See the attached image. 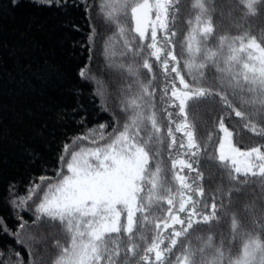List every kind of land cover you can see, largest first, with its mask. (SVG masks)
<instances>
[{
	"label": "snow or ice",
	"instance_id": "obj_1",
	"mask_svg": "<svg viewBox=\"0 0 264 264\" xmlns=\"http://www.w3.org/2000/svg\"><path fill=\"white\" fill-rule=\"evenodd\" d=\"M29 2L65 16L84 14L89 60L102 40L108 73V87L94 88L93 96L103 97L98 107L111 120L88 127L81 114V130L62 142L56 166L31 177L23 193L9 184L5 203L18 223L13 230L0 216V233L14 237L28 259L15 249L8 256L0 251V264H264V34L219 35L210 46L215 8L195 0V26L188 21L177 53L181 0ZM21 3L8 0L6 10ZM240 4L255 17L264 0ZM64 27L80 31L71 19ZM78 76L96 82L88 66ZM232 113L256 142H234L225 122ZM29 154L35 162L37 154ZM206 176L219 181L207 192ZM251 185L258 194L248 191ZM249 197L238 221L239 202ZM229 213L227 236L220 221ZM32 229L39 235L25 244L21 235Z\"/></svg>",
	"mask_w": 264,
	"mask_h": 264
},
{
	"label": "trees",
	"instance_id": "obj_2",
	"mask_svg": "<svg viewBox=\"0 0 264 264\" xmlns=\"http://www.w3.org/2000/svg\"><path fill=\"white\" fill-rule=\"evenodd\" d=\"M194 2L181 0V13L176 21L178 35L173 38L177 41V53L190 31L188 21L192 20L195 26ZM205 2L215 8L212 12L214 34L208 41L210 46L218 44L219 35L237 37L243 36L246 31L257 37L264 34V6H258L255 17H246L240 0ZM7 4L8 0H0V216L5 217L8 226L15 230L18 221L5 203L9 184H16L23 193L31 177L41 174L46 165L56 166L62 142L67 136L81 130L82 126L77 123L81 114L86 117L88 127L109 121L111 116L98 107L103 103V97L93 96L94 88L100 92L108 87V73L102 40L96 44L93 59L89 60V25L84 14L73 11L70 16H65L55 8L33 6L29 0H22L21 6L13 10H6ZM67 19L78 24L80 31L64 27ZM92 19L98 31L103 33L104 28L95 11ZM129 24L134 27L130 20ZM236 43L239 45L238 40ZM184 55H187L186 51ZM241 56L246 59V53H241ZM116 58L119 59L118 56ZM180 63L183 67V58ZM84 66L91 69L96 82L80 79L78 71ZM155 71L159 74L161 70ZM214 72L213 69L212 73L207 74L211 77ZM184 74L186 80L190 81L186 71ZM160 85H163L162 79ZM159 92L158 87V103ZM203 115L205 119H211L210 115ZM239 119L232 113L225 121L226 126L234 130V142L242 141L241 146L256 142L259 138L244 128ZM198 133L203 137L200 124ZM30 152L37 154L35 162ZM48 174L52 175L51 172ZM204 183L207 192L210 188L214 189L219 181L209 180L206 176ZM248 191L258 194L260 189L251 185ZM250 201L251 197L239 202L238 221L246 217L244 204ZM22 214L26 220L32 219L27 212ZM220 228L225 235H231V213L222 216ZM33 235L39 233L32 229L22 233L21 239L25 244H32ZM214 239L219 240L218 234ZM193 243L196 241L193 240ZM234 243L239 251L242 242L237 239ZM13 249L19 251L25 261L28 259L25 248L18 245L14 237L0 233V251L8 256Z\"/></svg>",
	"mask_w": 264,
	"mask_h": 264
}]
</instances>
